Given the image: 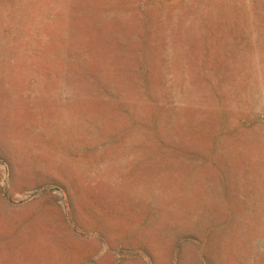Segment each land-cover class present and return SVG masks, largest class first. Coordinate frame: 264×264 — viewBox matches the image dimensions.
<instances>
[{
  "label": "rangeland",
  "instance_id": "374dc122",
  "mask_svg": "<svg viewBox=\"0 0 264 264\" xmlns=\"http://www.w3.org/2000/svg\"><path fill=\"white\" fill-rule=\"evenodd\" d=\"M0 264H264V0H0Z\"/></svg>",
  "mask_w": 264,
  "mask_h": 264
}]
</instances>
